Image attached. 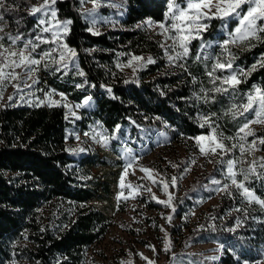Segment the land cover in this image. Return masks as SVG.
Segmentation results:
<instances>
[{
  "label": "trees",
  "instance_id": "trees-1",
  "mask_svg": "<svg viewBox=\"0 0 264 264\" xmlns=\"http://www.w3.org/2000/svg\"><path fill=\"white\" fill-rule=\"evenodd\" d=\"M39 1L5 0V7L13 9H0L9 33L39 43L35 38L44 33L29 10ZM53 7L57 19L72 22L62 41L76 52L73 70L84 72V76L71 78L67 72L58 78L60 72L55 70L53 82L72 100L90 95L94 105L88 116L109 134L126 129L136 137L138 127H144L159 132L158 138L176 141L192 139L214 127L219 134L233 138L245 120L238 113L233 116V105H241L255 83L264 88V32H258L260 39H249L245 45H227L229 56L218 42L200 47L204 41L224 38L219 32L223 20L211 19L206 21L208 28L201 38L191 41L184 61L169 63L160 40L138 27L144 18L165 21L167 0H119V8L114 9L116 25L104 22L100 29L92 31L79 8V0H56ZM49 44H40L37 50L49 49ZM126 55L141 56L145 61L152 57L155 63L141 61L143 67L123 71L117 63ZM232 57V69H217L215 77L235 72L242 82L235 91L216 92L220 80L214 82L209 73L217 58L223 63ZM34 105L0 104V264H85L87 247L98 242L111 224L107 214L87 204L98 188L107 191L106 183L90 170V166L104 163V159L94 148H84L82 152L67 148L70 130L84 124L82 118L66 119L62 106ZM254 136L264 137V127L256 130ZM260 149L264 158V145L260 144ZM184 163L175 161L176 186ZM156 168L163 183H167L164 169ZM222 174L218 162L212 160L210 170L194 176L179 194L172 193L168 215L177 220L171 219L164 232L169 237L173 233L178 236L173 253L185 254L189 243L214 241L219 247L217 256L195 257L211 260L212 264H264V209L245 200ZM210 177L218 179L220 186L229 187L219 193L216 205L200 218L190 220L189 211L194 204L191 197L215 194ZM253 185L264 200V175ZM149 201L152 205L156 200L149 196ZM173 258L170 248L161 264H171Z\"/></svg>",
  "mask_w": 264,
  "mask_h": 264
},
{
  "label": "rangeland",
  "instance_id": "rangeland-1",
  "mask_svg": "<svg viewBox=\"0 0 264 264\" xmlns=\"http://www.w3.org/2000/svg\"><path fill=\"white\" fill-rule=\"evenodd\" d=\"M42 2L39 1L33 6H38ZM99 7L96 8L94 13L89 14L88 10H91L94 5L92 0H79V8L84 18L88 21L90 28L93 30L100 29L101 23H109L116 25L114 22V12L116 8H119V0H98ZM168 4V0H167ZM115 5V6H113ZM186 6V5H184ZM100 7L113 8V10H101ZM31 8V7H30ZM29 8V10H30ZM105 11V12H104ZM167 11V7H166ZM214 11V9H213ZM242 12L246 11V7L241 9ZM39 23L40 19L44 16L41 13L34 15ZM50 17V13H49ZM59 20V19H58ZM148 18H144L138 22L140 27L154 34L160 40V44H171V41L165 42L164 36L160 34L158 27H149L145 23ZM65 21V20H59ZM95 21V24H93ZM153 21V20H151ZM264 20L257 21L258 25L262 26ZM163 21H153L154 25ZM169 20L167 24H170ZM205 23H207L205 21ZM239 26L238 18H230L223 20L220 25L219 32L224 34L223 40H211L204 41L202 44L204 48L209 47L215 43L223 45L224 40L230 39V33H234L235 29ZM41 27V26H40ZM0 28L3 32H0V36H4L5 44L8 43L7 34H11L8 31V27L5 19L0 20ZM258 34V33H257ZM12 35V34H11ZM44 39L51 41V33L41 34ZM15 36V35H13ZM63 37V34H62ZM238 41L236 45H245L249 39ZM22 40V39H21ZM26 41V40H22ZM63 43V41H61ZM201 44V45H202ZM200 45V47H201ZM18 46L22 47V42L18 41ZM50 48L57 47L56 44H49ZM49 48V49H50ZM190 49V45H189ZM48 49L42 51L36 50V53H42ZM66 51V50H65ZM168 54L175 55L171 49H168ZM60 50L57 49L53 56L55 59H59ZM163 54L165 49L163 48ZM133 55H126L125 58L118 60V67L123 71L132 72L138 62H133V66L129 67V60ZM37 58L39 56L37 55ZM186 57L177 60L184 61ZM75 57L68 61V68L61 67L58 78H61L65 73L69 72V77L73 78L78 75V71L73 70L75 68ZM175 61V63L177 62ZM50 67L45 68L43 64L40 66V71L37 73L38 84L34 85L32 89L24 88L22 94H17L11 84H8L3 90L2 96H0V104H16V103H29L36 104L41 100H45V93L50 90H55L57 94L53 95L51 100L61 101V106L67 103L71 107V111L75 112V116L70 114L69 108H64L65 116L70 121L74 118H82L84 124L79 126H73L70 130V135L67 138V148H94L97 150L99 156L104 159V163H96L90 166L91 173L96 176L98 180L106 183L107 191L97 189L96 193L87 200L89 206L96 207L107 214L111 219V224L108 227L103 237L87 247L85 264H148L151 260L154 264H161L165 257V243H170L171 253L174 258L171 264H212V261H204L195 257V254H201L210 259L217 256L219 253L218 244L214 241H206L199 243H189L185 248V254L176 255L174 252L177 245V235L173 233L170 237L165 235L164 229L167 228L169 221L166 219L168 215V207L157 202V200H167L168 196L164 192V183L159 176L156 166L164 169V174L167 176V183L169 184L168 193L179 194L182 188L187 187L194 176H200L210 170L212 166V160H215L219 164V170L223 177L227 176V161H236L234 165V171L237 172V180L243 181V176L240 175L241 169L247 171L249 165L253 160L258 164L262 162L263 152L260 149L258 138L254 135L247 136L244 140H240V136L244 133H239L238 130L244 123L255 120L256 115L254 111L244 113L245 120L238 127L233 136V139H225L223 142L227 148H231L229 156L224 157V152H219L217 155L204 156L199 152V148L196 145L194 139H180L176 141L165 140L164 138H158L159 132L153 129H146L144 127H138L136 137L131 136L124 129L123 132L118 130L113 131L111 134L107 133L97 120H92L88 114L93 107L94 102L90 95L83 96L79 101L70 99L62 90H60L53 80L55 79V70L60 65L52 64L51 61H45ZM142 64V62H139ZM169 63H171L169 61ZM52 66V67H51ZM17 72L20 69L16 70ZM68 76V75H67ZM31 83V81H28ZM14 83V82H13ZM260 88L264 92V88L255 83L254 88L251 91H247L245 94V101L247 102V94L254 93L255 88ZM31 92V95L27 93ZM63 94L64 99L61 100L59 94ZM23 95V99H21ZM13 96V99L9 101L8 97ZM47 105V103L43 104ZM250 129L255 133L259 128L264 127V123H250ZM213 128V127H211ZM211 128L206 133L200 135H208L211 132ZM88 133V135H85ZM219 135V133H216ZM224 136V135H223ZM79 137V139H77ZM196 137V136H194ZM193 137V138H194ZM226 137V136H224ZM158 138V139H156ZM106 140V143H105ZM150 140V141H149ZM253 140H257V151L249 152L245 151L241 154L240 144H243L245 149H248ZM152 142V145L150 144ZM207 145V141H204ZM236 144V148H232V145ZM183 160L185 163L182 165V172L178 178V185L173 187L171 180L173 178V172L175 171V161ZM195 163H192V161ZM132 162L131 167H127L129 162ZM127 167V172L125 168ZM142 168L149 169V173L141 171ZM256 173L261 174V168L256 167ZM149 175L152 179H149ZM123 176V181L121 177ZM261 178V177H260ZM258 179L256 174L249 176L247 181H244L245 187H248L258 198L256 189L253 185L254 180ZM153 180L156 183H153ZM218 179L210 177V182L214 185L215 194L209 197H203L198 195L197 197H191L194 204L189 211L190 220L200 218L203 213L218 203V196L223 186L214 183ZM231 183V181L229 180ZM123 183V187L121 184ZM145 189H151L146 191ZM242 193V189L239 190ZM152 195H150V194ZM149 196H155L156 201L152 205H149ZM260 199V198H259ZM172 220H177L176 217H172ZM129 226L131 229H127ZM163 229V231H162ZM153 248L155 251H153ZM146 257L147 260L142 259L141 255ZM241 264H262V262H247L244 261Z\"/></svg>",
  "mask_w": 264,
  "mask_h": 264
},
{
  "label": "snow or ice",
  "instance_id": "snow-or-ice-1",
  "mask_svg": "<svg viewBox=\"0 0 264 264\" xmlns=\"http://www.w3.org/2000/svg\"><path fill=\"white\" fill-rule=\"evenodd\" d=\"M94 7L91 10H88L89 14L94 13L96 8H98L99 2L98 0H92ZM56 3V0H42L38 4V6H32L30 8V14H43L44 18L40 19L39 26L41 33H51L52 40H46L42 35H37L36 40L39 43L33 42V40L29 39L26 41L21 40V35L17 34L15 36L11 34H7L8 43L5 44L4 36H0V96H2L3 90L8 84H11L17 94H22L24 88L32 89L34 85L38 84L39 80L37 77V73L40 71V66L43 64V67L48 68L50 65L48 63H44L45 61H51L52 64L60 65V67L56 68V71H60L61 67L64 69L68 68V61L75 57L76 52L74 49L68 47L66 43H62V34L67 35L69 31V25L72 23L70 20L59 21L57 19L56 9L53 7ZM186 5V6H184ZM115 6V5H113ZM246 7V11L242 12L241 9ZM0 9L4 11L13 10L11 8L5 7V0H0ZM214 9V11H213ZM50 13V17H49ZM238 18L239 26L235 29L234 33H230V39L224 40L222 47L224 48V52L231 56L227 45L235 44L238 41L246 40L249 37H253L256 39H260L257 36L258 32H264V26L258 25L257 21L264 20V0H168L167 11L165 13V21L159 22L157 25L153 24V21L147 20L145 23L148 24L149 27H158L160 29V34L164 36L165 42L171 41V44L163 43L161 47L165 49V54L168 56V60L170 62H175L184 57H187L189 54V45L193 39H200L201 33L206 31L208 28V24L205 21H210L211 19H221L227 20L230 18ZM0 20H3V15L0 14ZM171 21L170 24H167L166 21ZM95 24V21H93ZM140 25H138L139 27ZM92 31V29H89ZM0 32H3V29L0 28ZM94 35H98L99 32H93ZM18 41L22 42L23 46H18ZM52 43L56 44L57 47L50 48L42 53L37 54L36 50L40 46V44ZM205 45H201L203 49ZM60 50L59 59H55L53 53ZM168 49H171L175 55L168 54ZM66 50V51H65ZM37 55L39 58H37ZM200 56H197L199 59ZM232 57L227 62H220V59L217 58L216 63L213 65L212 72L209 73L210 76L214 77V82L216 79L220 80V87H216L214 91L227 93L229 89L235 91L236 86L239 85L242 81L238 78L235 72L230 73L229 75H225L222 78L215 77V71L217 69H232ZM138 62L137 67H143L144 65L139 63L141 61H145L144 57L133 55L126 66H133V62ZM147 64L155 63L152 57H147ZM183 67V65H179ZM264 67V64H261ZM20 69L19 72L16 70ZM252 70H255V65H253ZM135 71V68H134ZM80 76H84V72L80 71L78 73ZM241 75H247L246 73L241 72ZM28 81H31L29 83ZM14 82V83H13ZM127 83V81H125ZM227 85V87H224ZM79 87V85H78ZM111 92V89H108ZM29 92L27 95H31ZM57 94L55 90H50L45 93V100H41L36 103L34 106H41L42 104L47 103L49 107L51 106H61V101L51 100L50 98ZM61 96V100L64 99L63 94H59ZM9 101L13 99V96L8 97ZM21 99H23V95H21ZM207 99V97H205ZM63 107L69 108L70 114L75 116V112L71 111V107L64 103ZM233 108L236 109L233 112V116L237 113L241 116L244 113L251 111L255 112L256 119L244 123L242 127L239 128V133H244L243 136H240V140H244L247 136L255 135V133L250 129V123H264V92L261 91L260 88H255L254 93L247 94V102L243 103L239 106L233 105ZM79 117H77L78 119ZM67 119V116H66ZM205 122L207 123V118H205ZM204 127V124L200 125ZM211 127V125H209ZM217 129L211 128V132L208 135H200L196 136L192 139L195 140L196 145L199 148V152L201 155L209 156V155H217L219 152H230L231 148H227L224 144L225 139H233L232 137H224L223 134L217 135ZM88 135V133H85ZM79 139V137H77ZM207 141V145L203 143ZM106 143V140H105ZM258 143L264 145V137L258 139ZM257 140H253L249 145L248 149H245L243 144H240V151L243 154L246 150L249 152L257 151ZM237 145L233 144L232 148H236ZM72 152H82L84 149L76 148L69 149ZM264 161V158H262ZM212 162V161H210ZM192 163H195L193 160ZM227 176L226 179L231 181V184L236 186L237 191L243 190L241 195H243L244 199L249 203L255 202L259 204L262 209H264V200L259 199L248 187H245L244 181L249 179V176L252 174H256L257 178H260L262 174L256 173V167L264 168V162H260L258 164L257 161L253 160L248 167V170L245 171L241 169L240 175L243 176V181L237 180V172L234 171V165L236 161L228 160L227 162ZM132 162L130 161L127 167H131ZM127 167L125 168V172H127ZM173 167H178V165H173ZM141 171L145 173H149L150 170L146 168H142ZM149 179L152 177L149 175ZM121 181H123V176L121 177ZM177 178L173 177L171 180V185L173 187L176 186ZM216 184H219L220 181H213ZM153 183H156L153 180ZM123 183L121 187H123ZM229 185L224 184L222 189H217V191H226ZM169 184L164 183V192L167 194V200H157L158 203L163 204L165 207H172L171 201L173 200L172 194L168 193ZM146 191H151V189H145ZM231 195V193H229ZM156 199L155 196L152 197ZM173 211L175 209L173 208ZM239 211V209H238ZM169 222L172 217L169 215L166 218ZM240 221L237 220V224ZM202 227V226H201ZM234 229H229V231H233ZM163 231V229H162ZM167 236V233L165 234ZM170 250V243L166 241L165 243V251ZM153 251L155 249L153 248ZM141 258L147 260L146 257ZM123 264V262H122ZM148 264H154L153 261L149 260Z\"/></svg>",
  "mask_w": 264,
  "mask_h": 264
}]
</instances>
